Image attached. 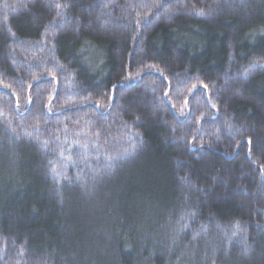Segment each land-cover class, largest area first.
<instances>
[{"label": "trees", "instance_id": "trees-1", "mask_svg": "<svg viewBox=\"0 0 264 264\" xmlns=\"http://www.w3.org/2000/svg\"><path fill=\"white\" fill-rule=\"evenodd\" d=\"M157 2L0 0V264H264V0Z\"/></svg>", "mask_w": 264, "mask_h": 264}, {"label": "snow or ice", "instance_id": "snow-or-ice-1", "mask_svg": "<svg viewBox=\"0 0 264 264\" xmlns=\"http://www.w3.org/2000/svg\"><path fill=\"white\" fill-rule=\"evenodd\" d=\"M56 7H57V8H60L61 5H60V4H57ZM153 7H154V8H157V9H159V8H164L165 12L171 11V9L168 8V7L165 5L164 0H158L157 4L154 5ZM194 11H195L196 15L203 16V15L206 14V10H205L204 8L194 9ZM208 11H211V9L209 8ZM150 13H151V10H150ZM150 13H145L143 16H140V14L137 13V16L140 17V19L137 20V25H139L140 20H147V19H148V16H149ZM151 14L159 15V12L157 11V12H155V13H151ZM257 63H258V61H253L251 64H249V65H248V68H246V69L244 70L245 73H247L248 70L251 69V68H253ZM147 67H148V69H155L156 71H160L158 68H156V65H148ZM143 71H144V70L141 69V71H138V72L135 74V76H136V77H140V76H141V73H142ZM33 79H34V80H39L40 77H34ZM125 79H128V77H125ZM3 87H4V88H10L11 86H10V85H7V84H4ZM28 87H29V89H31V88L33 87V85H32V84H29ZM115 87H116V86L113 85V89H114ZM197 87H198V86L194 84V85L192 86V88L189 89V92L192 93L193 90L196 89ZM200 87L206 89V88H207V85H204V84L201 83ZM13 95H15V93H13ZM164 95H165V96H168V93L165 92ZM51 99H52V98L49 97V101H51ZM113 101H114V98H113L112 96H109V97H108V102H109V105H108V106H110V105L113 103ZM31 102H32V97H31V96H28V103L30 104ZM187 104H188V99L185 98L184 106L187 107ZM95 106H96V108H98V109H99V108H104V107H105V105H102L99 101L96 102ZM173 107H175V105H173ZM213 107H215V105H213ZM49 111H51L50 108H49ZM181 114H183V111L181 112ZM57 139H59V137H57ZM45 143H47V142H45ZM76 143H79V141H77ZM248 144H249V145L252 144V140H251V138H249V140H248ZM133 147H134V146H133ZM127 151H128V150L126 149V150H125V153H127ZM249 152H251V148L249 149ZM61 155H63V153H61ZM67 159L70 160L71 157L69 156V157H67ZM108 166L111 167V165H108ZM53 167H55V166H53ZM260 170H261L262 173H264V166H261V169H260Z\"/></svg>", "mask_w": 264, "mask_h": 264}, {"label": "rangeland", "instance_id": "rangeland-1", "mask_svg": "<svg viewBox=\"0 0 264 264\" xmlns=\"http://www.w3.org/2000/svg\"><path fill=\"white\" fill-rule=\"evenodd\" d=\"M182 111H184V110H182ZM180 114V113H179ZM181 115H183V114H181Z\"/></svg>", "mask_w": 264, "mask_h": 264}]
</instances>
